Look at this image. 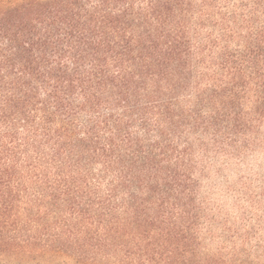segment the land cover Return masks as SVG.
<instances>
[{
	"label": "trees",
	"instance_id": "16d2710c",
	"mask_svg": "<svg viewBox=\"0 0 264 264\" xmlns=\"http://www.w3.org/2000/svg\"><path fill=\"white\" fill-rule=\"evenodd\" d=\"M258 150L264 0H0V264H264L202 194Z\"/></svg>",
	"mask_w": 264,
	"mask_h": 264
},
{
	"label": "rangeland",
	"instance_id": "374dc122",
	"mask_svg": "<svg viewBox=\"0 0 264 264\" xmlns=\"http://www.w3.org/2000/svg\"><path fill=\"white\" fill-rule=\"evenodd\" d=\"M244 192L249 194V199ZM202 194L207 214L255 223L264 215V152L252 151L243 158L213 159Z\"/></svg>",
	"mask_w": 264,
	"mask_h": 264
}]
</instances>
